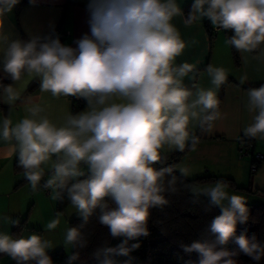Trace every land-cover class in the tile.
Returning <instances> with one entry per match:
<instances>
[{
    "label": "clouds",
    "instance_id": "obj_1",
    "mask_svg": "<svg viewBox=\"0 0 264 264\" xmlns=\"http://www.w3.org/2000/svg\"><path fill=\"white\" fill-rule=\"evenodd\" d=\"M19 2L0 0V64L13 82L0 83V101L14 105L21 97L18 85L26 77L29 81L39 77L40 92L57 99L84 98L87 109L75 115L68 112L64 123L57 126L43 114L45 107L26 105L28 115L19 123L13 125L8 116L0 121V139L7 145L0 152L18 155V166L33 192L50 190L56 201H63L66 192L84 224L100 210L99 223L111 237L123 240L116 247L97 248L92 253L97 264H132L130 254L139 244L129 246L128 242L149 235L150 209L168 203L164 193L176 190V170L182 176L190 175L186 166L157 169L154 164L164 161L165 151L194 149L199 137L190 131L193 121L202 131L213 130L221 118L217 90L228 81V72L210 64L205 71L213 88L193 91L185 86L184 78L197 69L188 62L176 63L188 46L172 23L182 15L177 0H89L91 35L77 40L75 48L59 38L11 39L4 31V17ZM203 18L216 30H233L227 45L264 62V0H194L184 25ZM242 59L247 63V56ZM246 81L245 74L241 84ZM246 93L248 111L255 115L243 135L264 140V85ZM44 166L50 172L46 180ZM229 187L224 180L199 190L192 187L194 193L210 197L211 206L221 209L208 228L215 239L181 245L184 252L199 255L198 264H239L241 253L256 264L264 259V245L255 234L242 233L235 237L236 248L226 247L237 224L249 219L247 198L230 193ZM0 223L18 221L3 215ZM59 223L57 213L45 229L55 230ZM82 227L66 229L65 246H87ZM53 247L51 240L39 234L0 232V254L16 264H53L48 255ZM117 256L128 259L118 261ZM78 259L77 251L68 264Z\"/></svg>",
    "mask_w": 264,
    "mask_h": 264
},
{
    "label": "crops",
    "instance_id": "obj_2",
    "mask_svg": "<svg viewBox=\"0 0 264 264\" xmlns=\"http://www.w3.org/2000/svg\"><path fill=\"white\" fill-rule=\"evenodd\" d=\"M177 3L182 15L176 16L172 23L179 29L188 46L177 58L176 63L188 62L195 65L197 69L194 74L190 73L189 77L184 78L185 86L193 88V91L195 88H213L211 79L205 71L210 64L223 67L228 72V81L217 90L218 96L222 90L219 107L221 118L215 121L212 131L203 132L194 149L191 148L178 164L189 168L190 175L187 178L215 176L232 179L236 187L230 186L228 189L230 193L244 195L247 198V205L264 203V161L260 163L258 170L253 172L250 168L251 157H240L237 152L239 146L251 140L253 150L264 153V140L251 139L243 135V129L252 123L255 115L247 108L246 90L249 88L246 86L264 85V62L253 59L254 54L238 52V62L235 63L229 45L225 43L227 38L224 32L220 30V35V31H217L213 38L209 37L206 25L208 18L197 20L189 26L184 25V19L192 11L194 0H177ZM88 4L89 0H34V2L33 0H20L11 13L4 17V31L10 35L11 39L23 40L22 34L30 39L32 36H40L52 31L64 13L65 33L61 43L75 48L77 40L85 34L91 35L88 24ZM242 56H247V63H244ZM245 74L248 81L241 84V77ZM7 77L0 64V79ZM11 83H13L12 80L4 85ZM40 83L39 77L31 81L26 77L18 85L21 97L14 105L0 101V121L8 116L15 125L28 115L26 105L39 103L45 107L44 115H47L57 126L62 125L67 113L73 114V100L70 97L57 99L52 97L51 93L40 92ZM34 85V89L29 90ZM86 109L87 101L77 113ZM198 127V122L193 121L190 124V131L195 134ZM6 147V143L0 139V150ZM175 151L178 150L165 151L164 155ZM14 157L15 154L7 155L0 152V216L7 215L12 220L22 219L30 203H46L48 200L42 188L33 192L28 182H24L19 187L15 186L24 177L23 173L14 171ZM44 167L45 179H47L50 172L48 166ZM212 184L201 186L205 188ZM197 186L199 185L193 188ZM46 191L50 192V190ZM192 194L196 197L206 196L194 192ZM12 227V223H0V232L13 235Z\"/></svg>",
    "mask_w": 264,
    "mask_h": 264
},
{
    "label": "trees",
    "instance_id": "obj_3",
    "mask_svg": "<svg viewBox=\"0 0 264 264\" xmlns=\"http://www.w3.org/2000/svg\"><path fill=\"white\" fill-rule=\"evenodd\" d=\"M65 15L64 13L60 17L56 27L47 33L40 35L42 40L47 38H59L62 42V37L65 33ZM211 21H207V30L209 37L215 36L213 32V25ZM226 35V38L234 35L233 30H222ZM24 41L27 39L23 34ZM230 52L235 63L238 62V52L235 48L229 45ZM10 77L6 79H0V83H6L10 81ZM262 85L246 86L247 88H259ZM35 85L29 88L34 89ZM219 99L221 103L222 90L219 93ZM74 102V101H73ZM86 102L76 103L74 102L73 115H75L80 109L83 108ZM203 132L198 127L195 135L201 138ZM251 141V140H247ZM247 143V142H246ZM191 146L186 147L184 152L175 151L173 153L164 155L165 159L162 163L154 164V167L160 169L173 164H178L181 158L191 149ZM13 169L16 173H23L22 168L18 166V155H15L13 161ZM86 170V169H85ZM177 183L175 185V191H166L164 193L168 203L164 206H157L150 209V216L148 219V231L149 235L140 236L135 240L128 242L129 246L134 243H138L139 247L131 252L132 264H187L191 261L192 264H198L199 255L196 252L186 253L182 249L181 245H190L193 241L203 239H215L208 232L211 221L221 214V209L218 206L210 205V197L200 196L196 197L192 194V187L198 183H206L217 180H224L230 184L231 187H236L234 181L228 178H220L215 176H199L195 178H187L182 176L180 172L176 170ZM86 177H80L84 179ZM45 179V177H44ZM170 179V177H169ZM46 180V179H45ZM24 182H27L25 178L21 179L15 186L19 187ZM44 181L42 180V183ZM75 182V181H72ZM71 183V182H70ZM106 201L110 206H114L110 198H106ZM70 204L67 199V193H64L63 201H56L55 210L62 212ZM249 210V219L246 223L237 224L235 236L226 245L228 249H234L237 246L234 243L235 237L246 233L249 237L255 234L257 241L264 245V203H258L254 205H247ZM100 210L97 209L95 213L89 218V221L84 224L81 216L74 217L69 221V227H80L87 239V246L84 248H71L69 255L65 253L63 249H57L48 253L51 257L53 264H68L69 257L74 252H79V259L74 261L73 264H97L92 256V253L100 247H116L122 243L123 238L111 237L108 228L99 223ZM18 221V224H13L12 234L19 235L28 226L27 214L22 219H13ZM5 256L0 254V258ZM118 261H124L128 257L117 256ZM239 264H256L250 257L241 253L237 258ZM1 264V262H0ZM5 264H16V261L10 260ZM34 264V262H30ZM259 264H264L262 259Z\"/></svg>",
    "mask_w": 264,
    "mask_h": 264
},
{
    "label": "rangeland",
    "instance_id": "obj_4",
    "mask_svg": "<svg viewBox=\"0 0 264 264\" xmlns=\"http://www.w3.org/2000/svg\"><path fill=\"white\" fill-rule=\"evenodd\" d=\"M221 31L219 32V35ZM244 157V156H243ZM212 182L206 183H198L197 190L203 189L202 184H211ZM208 183V184H207ZM207 187V186H205ZM209 187V186H208ZM43 193L48 197L47 202L45 203H28L29 207H26L27 214V227L21 232L24 236H28L30 234H39L44 238L49 239L53 242L54 247L48 250V253L57 249H63L67 255L71 252V246L64 245V236L66 229L69 228V221L74 218L80 216L76 210L69 204L64 211L57 212L55 210L56 200L51 198V191L47 193L45 189H43ZM193 193V192H192ZM220 208V207H219ZM57 213H59L60 223L55 230L47 231L45 229V225L51 220L57 218ZM31 226H35L34 228H30ZM1 264H5L10 260V257L5 255L0 258Z\"/></svg>",
    "mask_w": 264,
    "mask_h": 264
},
{
    "label": "built area",
    "instance_id": "obj_5",
    "mask_svg": "<svg viewBox=\"0 0 264 264\" xmlns=\"http://www.w3.org/2000/svg\"><path fill=\"white\" fill-rule=\"evenodd\" d=\"M217 31H220V30H216L213 27L214 34H216ZM70 98L77 104L86 102L84 98H77V97H71V96ZM237 152L240 157H243V156L251 157L250 168L253 172H256L259 168L260 163L264 161V153L254 151L252 141H247L246 144L239 146Z\"/></svg>",
    "mask_w": 264,
    "mask_h": 264
}]
</instances>
